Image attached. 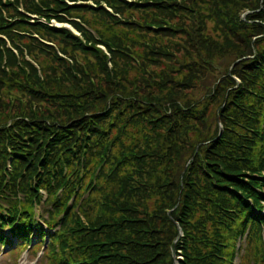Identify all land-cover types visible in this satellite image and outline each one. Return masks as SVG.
Returning a JSON list of instances; mask_svg holds the SVG:
<instances>
[{"label":"trees","instance_id":"obj_1","mask_svg":"<svg viewBox=\"0 0 264 264\" xmlns=\"http://www.w3.org/2000/svg\"><path fill=\"white\" fill-rule=\"evenodd\" d=\"M0 226L43 264H264V0H0Z\"/></svg>","mask_w":264,"mask_h":264},{"label":"rangeland","instance_id":"obj_2","mask_svg":"<svg viewBox=\"0 0 264 264\" xmlns=\"http://www.w3.org/2000/svg\"><path fill=\"white\" fill-rule=\"evenodd\" d=\"M211 27V23H208V28ZM41 248H38L34 253L33 252H26L27 250L21 251V256L19 260H15L14 256L10 255L9 248L7 246H1L0 247V264H39V258L38 260H35L34 258L37 257V252ZM174 261L173 264H178V261L182 259V256L179 252L176 251L174 255ZM43 259V258H42ZM41 261V260H40Z\"/></svg>","mask_w":264,"mask_h":264}]
</instances>
